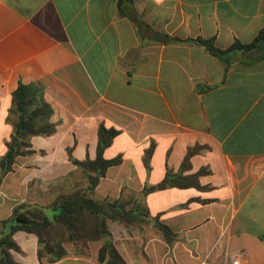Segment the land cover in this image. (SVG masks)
Here are the masks:
<instances>
[{"label":"crops","instance_id":"crops-1","mask_svg":"<svg viewBox=\"0 0 264 264\" xmlns=\"http://www.w3.org/2000/svg\"><path fill=\"white\" fill-rule=\"evenodd\" d=\"M134 6L137 22L120 14L118 0H0L2 146L7 150L13 128L6 118L20 82L43 88L57 125L55 134L34 137L37 154L19 157L6 176L13 175L9 184L20 180L19 194L9 195L1 183L9 206L0 204V220L17 204L47 206L61 192L86 187L72 158H96L105 122L121 131L105 157L122 154L123 163L108 170L93 196L150 220L109 222L127 264H264V57L237 53L225 71L203 47L175 40L216 37L220 48L250 43L264 27V0ZM157 32L165 41H155ZM152 142L149 171L144 156ZM195 145L208 148L186 174L208 168L200 177L207 189L143 193L168 167L178 172ZM156 219L173 231L172 243ZM14 239L17 262L41 264L35 234L18 231ZM102 243L91 242L88 254L67 244V255L50 264H103Z\"/></svg>","mask_w":264,"mask_h":264},{"label":"trees","instance_id":"trees-1","mask_svg":"<svg viewBox=\"0 0 264 264\" xmlns=\"http://www.w3.org/2000/svg\"><path fill=\"white\" fill-rule=\"evenodd\" d=\"M118 7L122 16L137 22L134 0H118ZM175 40L203 47L223 63L225 71L229 69L237 53L256 52L258 58L264 57V27L250 43L236 40L227 48H220L216 43V37ZM53 113V106L47 101L42 87L35 83H19L12 93L11 106L6 118L13 130L10 139L6 142V153L0 158V185L4 177L15 171L19 157L37 154L33 148L34 137H48L56 133L57 125L52 121ZM120 133L119 129L101 122L96 158L77 160L71 157L73 163L87 177L86 187L81 186L72 191L61 192L47 206L26 202L17 204L8 218L0 220V264H21L15 260L12 253L21 251V247L14 239L18 231L35 234L38 237V256L41 264L54 263L66 256L67 244H72L80 254H88L90 243L94 241L103 242L99 250L101 263L127 264L116 247L109 222L117 221L125 226H143L150 220L145 213H140L139 209L127 210L120 201L98 200L93 196L95 188L108 170L123 163L122 154L113 158L105 157V151L111 147ZM207 148L201 145L190 147L178 172L168 167L164 179L156 185L146 187L143 193L146 195L169 188L207 189L208 187L201 185L200 177L209 174L208 168L203 167L195 173L186 174L192 170V158ZM155 149L156 144L152 142L145 152L144 163L149 171ZM155 222L165 240L172 243L173 231L158 219Z\"/></svg>","mask_w":264,"mask_h":264},{"label":"rangeland","instance_id":"rangeland-1","mask_svg":"<svg viewBox=\"0 0 264 264\" xmlns=\"http://www.w3.org/2000/svg\"><path fill=\"white\" fill-rule=\"evenodd\" d=\"M1 117L2 116L0 115V120H1ZM2 139H3V132L0 131V152H1L0 158L4 155L5 150H6V148L4 146H2V143H1ZM9 176L10 177L3 178L2 182L4 184V187L2 186L3 188H1V189H4L5 191H7L9 193V195L14 196V195L19 194V191L21 189L20 188V180L17 179L15 181V184H13V183L9 184L8 181H9V179L12 178L13 175H9ZM2 203H3V207L5 206V208H8L9 204L6 203L4 196L0 195V204H2ZM2 215H6L4 210L0 211V216H2Z\"/></svg>","mask_w":264,"mask_h":264},{"label":"water","instance_id":"water-1","mask_svg":"<svg viewBox=\"0 0 264 264\" xmlns=\"http://www.w3.org/2000/svg\"><path fill=\"white\" fill-rule=\"evenodd\" d=\"M161 36H163V34L162 33H160V32H157L156 34H155V41H157V42H163V41H165V39L164 40H161V39H159V38H161Z\"/></svg>","mask_w":264,"mask_h":264}]
</instances>
